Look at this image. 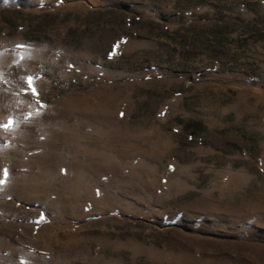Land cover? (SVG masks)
Here are the masks:
<instances>
[{
  "label": "rangeland",
  "instance_id": "obj_1",
  "mask_svg": "<svg viewBox=\"0 0 264 264\" xmlns=\"http://www.w3.org/2000/svg\"><path fill=\"white\" fill-rule=\"evenodd\" d=\"M9 119L0 264H264V0H0Z\"/></svg>",
  "mask_w": 264,
  "mask_h": 264
},
{
  "label": "snow or ice",
  "instance_id": "obj_2",
  "mask_svg": "<svg viewBox=\"0 0 264 264\" xmlns=\"http://www.w3.org/2000/svg\"><path fill=\"white\" fill-rule=\"evenodd\" d=\"M18 47H23V46L20 45ZM25 82L27 83L28 90L31 91L32 95L38 97L39 93H38L36 87L34 86V78L29 76V77L26 78ZM36 103L39 104L41 108L44 107V105L39 101V99H37ZM37 114H39V112H37ZM28 118H30V115H29ZM14 123L15 122L12 119H9L6 124L5 123H0V128L9 129V128H11L14 125ZM6 175H7V172L5 170V176ZM3 182H4L3 180H0V183H3ZM41 219H43V217H41Z\"/></svg>",
  "mask_w": 264,
  "mask_h": 264
},
{
  "label": "trees",
  "instance_id": "obj_3",
  "mask_svg": "<svg viewBox=\"0 0 264 264\" xmlns=\"http://www.w3.org/2000/svg\"><path fill=\"white\" fill-rule=\"evenodd\" d=\"M52 87V89H54L55 88V86L54 85H51ZM81 84H76V83H71V84H69L68 86H66V87H63V88H59V89H57L56 91H55V93L53 94V96L51 97V98H47L46 99V101L48 102V101H50L53 97L55 98V97H57V96H60L61 94H64V93H66V92H68V91H70V90H72V89H75V88H81Z\"/></svg>",
  "mask_w": 264,
  "mask_h": 264
}]
</instances>
